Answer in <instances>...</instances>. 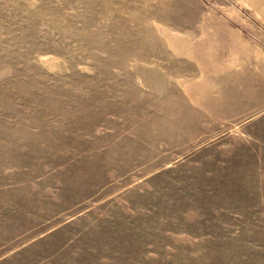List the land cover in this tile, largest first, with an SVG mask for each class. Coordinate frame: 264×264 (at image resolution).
<instances>
[{"label": "rangeland", "instance_id": "374dc122", "mask_svg": "<svg viewBox=\"0 0 264 264\" xmlns=\"http://www.w3.org/2000/svg\"><path fill=\"white\" fill-rule=\"evenodd\" d=\"M264 0H0V264H264Z\"/></svg>", "mask_w": 264, "mask_h": 264}, {"label": "crops", "instance_id": "0c3cea01", "mask_svg": "<svg viewBox=\"0 0 264 264\" xmlns=\"http://www.w3.org/2000/svg\"><path fill=\"white\" fill-rule=\"evenodd\" d=\"M253 3H257L259 4L260 1H263V0H251ZM264 6L263 5H258L257 8L261 9L263 8Z\"/></svg>", "mask_w": 264, "mask_h": 264}]
</instances>
